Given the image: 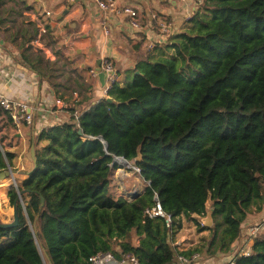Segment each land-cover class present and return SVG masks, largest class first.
<instances>
[{
  "label": "trees",
  "instance_id": "1",
  "mask_svg": "<svg viewBox=\"0 0 264 264\" xmlns=\"http://www.w3.org/2000/svg\"><path fill=\"white\" fill-rule=\"evenodd\" d=\"M124 73L35 137L36 161L8 190L19 221L0 224V264H91L103 251L174 264L202 251L173 245L183 218L211 231L208 252H226L264 209V0H202L183 32ZM15 156L0 143V170ZM115 156L140 168L134 200L111 191ZM158 201L165 216L147 212ZM210 211V227L194 217ZM234 259L264 264V233Z\"/></svg>",
  "mask_w": 264,
  "mask_h": 264
},
{
  "label": "crops",
  "instance_id": "2",
  "mask_svg": "<svg viewBox=\"0 0 264 264\" xmlns=\"http://www.w3.org/2000/svg\"><path fill=\"white\" fill-rule=\"evenodd\" d=\"M5 1L0 0V8L3 7L0 13V92L9 99L26 103L33 114L31 123L16 127L8 118V124L1 128V132L16 129L14 142L20 143V151L12 149L9 143L5 145L16 153L10 166L21 176L34 162L32 147L35 137L44 128L70 117L74 104L79 113L104 95L103 82L91 73L104 57L112 58L118 75L124 76L125 70L133 68L136 61L146 55L151 41L163 43L151 20L154 12L175 20L174 36L186 29L188 15H193L202 2L120 0L122 4L136 6L142 13V26L134 29L126 17L102 10L93 0H10L14 4L10 9L4 8ZM47 11L51 12L50 16ZM23 15L30 20L21 21L20 26L10 25L15 21L13 18L21 19ZM41 22L48 23L47 34H42ZM0 113L7 115L4 110ZM209 207L213 208L211 203ZM253 209L243 226L252 221L255 214L264 217V209L260 212L256 211V206ZM194 217L203 221L205 216ZM243 233L244 229L229 251L213 252L211 247L208 252L205 244H211V231L201 230L196 221L183 218L182 228L172 237V243L180 249L201 247L200 258L194 264H228L240 252L238 245L252 244ZM139 239L133 231L135 245L139 244Z\"/></svg>",
  "mask_w": 264,
  "mask_h": 264
},
{
  "label": "built area",
  "instance_id": "3",
  "mask_svg": "<svg viewBox=\"0 0 264 264\" xmlns=\"http://www.w3.org/2000/svg\"><path fill=\"white\" fill-rule=\"evenodd\" d=\"M73 1V0H68ZM99 8L102 10H109L116 14L123 15L127 18L129 24L134 29H140L143 23L142 13L141 11L133 5L129 4H122L120 0H93ZM172 1V0H166ZM178 1H186V0H178ZM47 16L51 15L50 11L46 12ZM192 15H188L187 19L189 20ZM152 22L156 25L159 30V33L163 39V43L170 40L173 36L175 31V20L166 14H161L159 12H154L151 18ZM42 34H47L48 32V23L41 22L40 24ZM157 43L155 41H151L147 49L153 50L156 47ZM104 73V83L102 86V90L104 95L100 96L104 97L107 96L109 88L112 86L113 83L118 81V71L116 68V64L114 60L110 57H104L101 61L99 67H94L91 70V73L99 78L100 73ZM61 100H59L60 102ZM0 106L3 108L4 111H7L8 115L11 118V122L14 126L19 127L23 123H31L33 121V114L29 111L28 105L23 102L15 101L13 99H9L6 95L0 92ZM75 115H78L77 111ZM10 169L13 168L8 165ZM136 171H140V168L134 166ZM13 184L17 186V179L15 176L12 177ZM147 212L152 215H162L165 216V212L161 203L158 201L156 205L152 209H148ZM168 220H171V215L167 216ZM201 224L204 225V222L201 221ZM264 226V223L263 225ZM262 226H252L250 228V235L255 234ZM249 241V240H248ZM239 255H249V250H241ZM200 258V253H194L191 257H186L183 255L179 256L181 264H194L193 262ZM91 264H139L138 258L130 253V252H123L120 256H116L115 253L112 251H103L98 252L90 257ZM228 264H235V259L232 258Z\"/></svg>",
  "mask_w": 264,
  "mask_h": 264
},
{
  "label": "rangeland",
  "instance_id": "4",
  "mask_svg": "<svg viewBox=\"0 0 264 264\" xmlns=\"http://www.w3.org/2000/svg\"><path fill=\"white\" fill-rule=\"evenodd\" d=\"M11 6H14V4H11L10 0H6L4 8L10 9ZM1 11H3V7L0 8V13H1ZM15 13H17V12H15ZM7 15H9L8 12H7ZM15 18H13L15 21L11 22L10 25L20 26L21 21L25 22L27 20H30V18L27 15H23V17H20L21 19H19V17H18V19L17 18L15 19ZM48 39L49 38H47L46 40L48 41ZM161 44H163V43H161ZM124 78H125V75L124 76L122 75V77L118 76V81L124 82L125 81ZM6 124H8V116L6 114L4 115V114L0 113V140H2V142H0V143H3L4 145H5V143H9L11 145L12 149H15L16 151H20V149H21L20 143L14 142L15 138H14L13 134L15 133L16 129L15 128H14V130L8 129L5 132H1V128ZM17 144H18V146H17ZM13 146L18 147V148H14ZM5 147H6V145H5ZM15 155H16V153H15ZM16 159H15V161H16ZM131 165H133V164L131 163L130 166ZM137 172L138 171H136L134 167H126V168H122V169L120 167L119 169H117L115 171V174L112 176L111 191L116 195H123L127 199H130V200L132 199L131 193H135L138 191L142 192L143 188L145 187V183ZM14 176L16 179H19V176H21V174L16 175V172H14ZM12 184H13V180H12V177H10V176L6 177L5 179H0V218H2L3 220H6V222L12 221L13 217H14V207L10 205L9 198H8V190ZM210 203H209V206H210ZM263 223H264V217H258V215L255 214L253 220L247 221V223H245V225L243 226L244 237H247V240H252V244H253L254 238L256 236H260L261 234L264 233V226H262ZM252 226H262V227L255 234L250 235L249 234L250 228ZM251 245H248L247 242H245L241 245H238V250H240V251L241 250H249Z\"/></svg>",
  "mask_w": 264,
  "mask_h": 264
},
{
  "label": "water",
  "instance_id": "5",
  "mask_svg": "<svg viewBox=\"0 0 264 264\" xmlns=\"http://www.w3.org/2000/svg\"><path fill=\"white\" fill-rule=\"evenodd\" d=\"M104 77H105L104 73L101 72L100 73V79H101V81L103 83H104ZM79 132L82 133V129H80ZM100 138H102V136H100ZM104 143L107 146L106 141H104ZM141 148H142V145H140L139 148H138V155L135 158V162H140V161L143 160V155H142V152H141ZM32 155H33L34 162H35L36 161L35 145H33V147H32ZM115 162H119V163L122 164L123 167H121V169L133 166V165L130 166V164H131L130 161L128 159H126L125 157H122V156H115L114 159H113V163H115ZM8 176H10V177L14 176V171L12 169L7 167V168H5L3 170H0V179H5ZM140 194H141V191H138V192H135V193H131V197H132L131 200L136 199L138 197V195H140ZM156 198L158 199V196ZM43 204H44V199L42 198V205ZM18 221H19L18 211L16 209V206H14V220L11 221V222H2L0 220V224L3 225V226H12V225H16L18 223ZM203 222L207 226H212V224H213V215H212L211 211L208 212L207 215L204 217Z\"/></svg>",
  "mask_w": 264,
  "mask_h": 264
},
{
  "label": "clouds",
  "instance_id": "6",
  "mask_svg": "<svg viewBox=\"0 0 264 264\" xmlns=\"http://www.w3.org/2000/svg\"><path fill=\"white\" fill-rule=\"evenodd\" d=\"M188 21H189V20H188ZM149 51H151V50H149ZM132 167H134V165H133Z\"/></svg>",
  "mask_w": 264,
  "mask_h": 264
}]
</instances>
